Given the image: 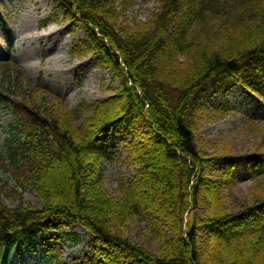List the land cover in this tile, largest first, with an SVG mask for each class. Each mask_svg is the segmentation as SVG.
<instances>
[{"label": "trees", "instance_id": "1", "mask_svg": "<svg viewBox=\"0 0 264 264\" xmlns=\"http://www.w3.org/2000/svg\"><path fill=\"white\" fill-rule=\"evenodd\" d=\"M57 2L66 33L85 30L86 40L71 55L94 56L116 87L104 100L70 107L42 75L31 79L16 61L0 59L3 97L15 116L0 169L41 204L10 209L0 199V244L21 245L39 229L47 237L44 248L59 261L63 230L78 242L72 227L80 224L91 234L89 252L58 264H264V153L246 156L250 191L232 213L219 188L235 185V156L209 154L195 137L209 83L214 95L240 85L264 97V0H157L151 18L132 25L123 19L130 0L120 6L118 0ZM236 6L256 17L227 35L230 46H220L222 28L209 31L204 43L197 39L198 25L222 26ZM239 37L245 39L238 43ZM212 110L217 117L229 112L227 105ZM243 123L264 127L257 118ZM110 136L132 168L114 196L98 172L100 147ZM3 184L0 198L7 195ZM135 220L145 222L144 237L155 252L124 236Z\"/></svg>", "mask_w": 264, "mask_h": 264}, {"label": "rangeland", "instance_id": "2", "mask_svg": "<svg viewBox=\"0 0 264 264\" xmlns=\"http://www.w3.org/2000/svg\"><path fill=\"white\" fill-rule=\"evenodd\" d=\"M122 2L124 0H118L116 5L120 6ZM127 6L123 19L131 25L144 24L151 18L158 3L157 0H130ZM233 8L234 10L229 14L233 16L226 18L222 26L215 23H210L208 27L203 24L198 25L197 32L201 34H198L197 39L204 43L210 36L209 31L211 32L213 28L216 30L222 28L221 32L225 35L222 36L221 41L225 43L221 42L220 46L222 48L230 46L231 39L227 35H237V29L243 28L245 18L256 17L251 16L249 11H244L242 6ZM65 25L57 0H0V59H14L31 79L42 75L46 87L63 97L70 107L77 105L80 101L94 104L112 96L113 93L110 91L116 85L111 84V74L100 65L97 59L94 56H84L80 59L71 55L72 46L78 41L86 40L85 30L81 28L74 34H68ZM224 28L228 30V33ZM245 31L248 35H253L256 27L253 31L250 29ZM242 37L237 38L236 41L238 43L243 41L245 38ZM1 73L0 155H5L6 143L10 138L9 129L15 118L11 113L10 102L3 99L2 92L7 79L5 74ZM206 90L201 96L203 101L207 98L209 100L206 101L207 108L202 111L203 116L201 115L197 125L195 137L201 149L209 154L214 152L220 156L225 152L235 156L232 161L235 165V185L221 186L219 192L232 213H237L240 200L248 199L251 186L245 172L246 156L256 149H261L264 153V127L255 128L251 125L246 128L243 121L246 118L264 120V97L258 98L240 85L228 93L221 90L214 95L213 86L209 83ZM219 105H227L229 112L217 117V112L212 108ZM100 149L103 150V159L98 172L104 189L114 196L120 179L128 178L132 169L127 167L125 153L121 152V146L116 137L110 136V144ZM115 152L121 153L120 159ZM218 162L217 168H222L223 160ZM0 182L7 187V195H1L0 199L8 208L14 209L20 204L23 207L28 204L40 207L41 204L35 194L29 189L17 188L14 178L3 169H0ZM20 194L22 200L19 197ZM128 225L124 236L130 242L145 246L153 252L156 251V248L144 237L145 222L135 220ZM63 232L64 258L62 261L70 257L82 258L89 252L92 238L81 225L76 224L72 227V233L80 236L78 242H73L67 236L68 229H64ZM45 240L47 237L37 230L32 239H24L21 245L14 241L5 250L3 246H0V264H56L48 257L44 249Z\"/></svg>", "mask_w": 264, "mask_h": 264}]
</instances>
